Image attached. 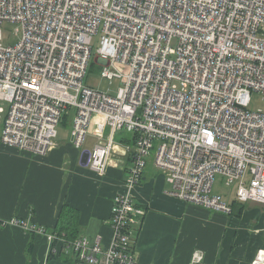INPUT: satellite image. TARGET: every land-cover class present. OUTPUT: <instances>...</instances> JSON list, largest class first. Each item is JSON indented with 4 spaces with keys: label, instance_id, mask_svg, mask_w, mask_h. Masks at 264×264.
I'll use <instances>...</instances> for the list:
<instances>
[{
    "label": "built area",
    "instance_id": "1",
    "mask_svg": "<svg viewBox=\"0 0 264 264\" xmlns=\"http://www.w3.org/2000/svg\"><path fill=\"white\" fill-rule=\"evenodd\" d=\"M5 24L20 30L15 45L2 44ZM98 32L94 62L101 78L121 82L114 96L84 84ZM253 92L264 101V0H0L4 146L46 156L69 113L70 137L81 149L100 118L106 133L96 134L99 142L88 152L90 171L104 176L121 146L117 137L133 135L134 143L123 146L131 163L125 186L132 188L157 142L153 163L170 194L229 215V203L212 193L216 175L236 184L238 203L264 207V111H249ZM144 215L128 191L116 194L105 249L100 237L66 242L37 231L53 255L137 264L131 226ZM193 259L200 263L203 253ZM250 264H264L263 248Z\"/></svg>",
    "mask_w": 264,
    "mask_h": 264
},
{
    "label": "crops",
    "instance_id": "2",
    "mask_svg": "<svg viewBox=\"0 0 264 264\" xmlns=\"http://www.w3.org/2000/svg\"><path fill=\"white\" fill-rule=\"evenodd\" d=\"M102 132L106 133L102 119L95 118L88 134L96 139L91 150L98 143L96 134ZM124 145L121 143L106 174L99 176L81 161L82 153L89 151L82 152L84 146L76 149L71 137L56 140V146L44 157L0 143V264H87L78 262L70 251L53 255L47 236L37 229L51 232L59 229V219L72 220L68 228L76 238L100 237V246L105 249L111 237L113 198L124 191L145 212L131 226L137 264H197L192 256L195 251L204 253L199 264H250L256 251L264 249L263 206L246 204L257 208L242 212V217L247 214L254 220L245 233L242 217L174 198L153 160L149 166L147 161L139 184L128 189L125 181L130 167ZM12 219L25 226L10 224ZM98 261L105 264L101 256Z\"/></svg>",
    "mask_w": 264,
    "mask_h": 264
},
{
    "label": "rangeland",
    "instance_id": "3",
    "mask_svg": "<svg viewBox=\"0 0 264 264\" xmlns=\"http://www.w3.org/2000/svg\"><path fill=\"white\" fill-rule=\"evenodd\" d=\"M20 32V30L16 29V25H12V24H5L2 27V44L4 46H9V45H15L18 40L20 39L21 34L18 33ZM100 47V33L98 32L96 35L93 36L92 38V42H91V49H92V59H90V64L89 67L87 69V73H86V77L84 79V84L88 87H91L95 90H98L100 92H104V93H108L112 96H114L116 94V92L118 91L121 82L117 79L114 80H107V79H103L101 78L100 74H101V70H102V66L96 64L94 62V58L96 56L97 50ZM0 107L6 111L7 105L6 104H2L0 102ZM248 109L251 112H257V111H264V101L262 99V96L258 93H251L250 95V102L248 104ZM1 115V119H0V129H1V125H2V119L4 117V113L0 114ZM70 127H71V117L69 116V118L67 119V121L65 122V124H59L56 127V131H57V138L56 140H65L68 141L70 140ZM98 142L99 139L97 138ZM96 142L95 137H90L89 135L86 136L85 142H84V147L82 148V152L83 151H90L92 145ZM156 147H157V142H154L153 144V149L150 151V154L147 158L148 161V166L152 164V160L154 158V154L156 151ZM127 167H131V163L127 162ZM147 166V167H148ZM235 192H236V184H232V185H225L223 179L220 177V175H216L214 178V183L212 186V193L213 194H217L220 195L224 201L232 202V200H235ZM256 206L255 205H250L246 207V210H250V209H255L256 210ZM242 215V214H241ZM240 215V217H242ZM231 216V215H230ZM233 217H235L234 215H232ZM240 217H235V218H240ZM250 216L245 214L243 215L242 222L244 223V227L242 228L244 230V232L246 233V226L247 225H252V222L254 221L253 219H249ZM248 236H254V234H245ZM244 236V235H243ZM194 255V253H193ZM192 255V256H193ZM203 259H204V253H203ZM202 259V261H203ZM201 261V262H202ZM200 262V263H201ZM199 264V263H198Z\"/></svg>",
    "mask_w": 264,
    "mask_h": 264
},
{
    "label": "trees",
    "instance_id": "4",
    "mask_svg": "<svg viewBox=\"0 0 264 264\" xmlns=\"http://www.w3.org/2000/svg\"><path fill=\"white\" fill-rule=\"evenodd\" d=\"M68 114L69 113L64 114L62 116L60 124H65V122L67 121L69 116L71 117V115L70 114L68 115ZM117 140L119 142H121V143H126V145H131V144L134 143L135 137L133 135H130V134L121 133V135L117 137ZM229 205L231 207V213L229 215H231V216L234 215L235 217H240V215L242 214V212L246 208V204H240L236 200H232V202L229 203ZM69 210L71 211V213H75V210H73L71 208H69ZM71 223H72V220L61 221L60 222V219H59V223H58L59 224V229H56V230L51 231V232H47V230H44V231L49 233V234L54 235L57 239L58 238H62L66 242H73V241H75V240H77L79 238H76L74 231L70 232L68 226ZM76 260H77V258H76Z\"/></svg>",
    "mask_w": 264,
    "mask_h": 264
},
{
    "label": "water",
    "instance_id": "5",
    "mask_svg": "<svg viewBox=\"0 0 264 264\" xmlns=\"http://www.w3.org/2000/svg\"><path fill=\"white\" fill-rule=\"evenodd\" d=\"M87 157H88V152H83L81 155V161H84L85 165H86Z\"/></svg>",
    "mask_w": 264,
    "mask_h": 264
}]
</instances>
